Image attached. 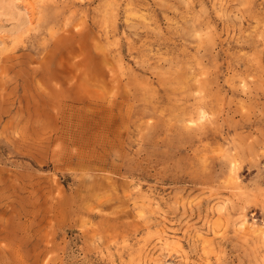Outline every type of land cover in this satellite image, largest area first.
<instances>
[{"label":"rangeland","instance_id":"rangeland-1","mask_svg":"<svg viewBox=\"0 0 264 264\" xmlns=\"http://www.w3.org/2000/svg\"><path fill=\"white\" fill-rule=\"evenodd\" d=\"M0 264H264V0H0Z\"/></svg>","mask_w":264,"mask_h":264}]
</instances>
